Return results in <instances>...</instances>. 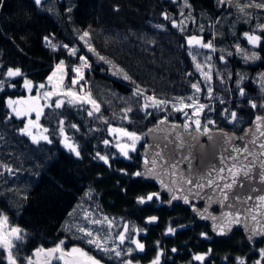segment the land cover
I'll return each mask as SVG.
<instances>
[{"label": "trees", "instance_id": "obj_1", "mask_svg": "<svg viewBox=\"0 0 264 264\" xmlns=\"http://www.w3.org/2000/svg\"><path fill=\"white\" fill-rule=\"evenodd\" d=\"M259 2L231 0L228 6L217 0H188L191 8H187L184 0H42L40 5L33 0H0V80L6 81L0 91V217L6 216L7 225L22 230L23 239L14 241L11 249L17 264L32 257L37 248L49 249L61 240L66 248L68 243L81 244L61 230L68 213L80 203L122 225L124 245L132 247L131 239L144 245L143 251L134 249L116 262L92 253L101 264L128 260L153 264L157 256L159 264H238L239 260L264 264L260 256L264 239L245 242L237 230L224 238L213 237L204 224L195 223L188 208L165 207L160 195L137 203V198L155 190L135 175L142 161L145 129L157 120L179 123L169 103L187 96L196 82L185 45L188 36L202 38L215 48H201L220 79H212L210 112L205 115L213 129L237 133L253 116L264 118V81L261 91L255 81L264 74V31L258 28L264 24V10L240 11L237 6ZM173 21L183 22V31L173 27ZM85 31L89 35L82 40ZM245 32L261 37L258 47L242 38ZM45 37L56 51L46 46ZM89 45L99 55L86 52ZM70 47L78 49L76 56L68 54ZM254 52L260 59L244 58ZM78 54L88 59L90 67L83 70L85 79L80 82L100 106L99 112L90 116V110L80 104L46 107L40 124L48 130L43 132L48 141L31 142L20 132L24 120L6 119L10 114L4 100L22 94V78L42 82L61 60L69 82L70 68L79 66ZM8 68H19L22 76L9 79ZM124 74L130 79H124ZM137 85L142 95L136 94ZM148 97L167 104L145 108ZM232 112L237 113L235 124L227 122ZM112 127L140 137L127 158L105 143ZM61 128L63 136L77 146L79 157L60 143ZM150 217L157 219L145 222ZM169 227L175 232L168 233ZM198 255L204 259L196 260ZM0 264H8L2 248Z\"/></svg>", "mask_w": 264, "mask_h": 264}, {"label": "snow or ice", "instance_id": "obj_2", "mask_svg": "<svg viewBox=\"0 0 264 264\" xmlns=\"http://www.w3.org/2000/svg\"><path fill=\"white\" fill-rule=\"evenodd\" d=\"M34 2L35 4L40 5L42 0H34ZM217 3L221 5L227 4L228 6H231V0H217ZM184 6L187 8H191V5L188 3V0H184ZM237 6L240 8V11H243L244 8H248V7H255L257 9L264 10V0H261V2L259 3L245 4L243 6L237 5ZM69 11H71V9H69ZM165 19H168L166 15H165ZM172 26L180 28L181 31H183V22H181L180 24H177L175 21H173ZM258 28L260 31H264V24L258 25ZM88 35L89 33L85 31L80 38L83 40L85 37H88ZM244 35L246 39L248 40L249 44H252L254 47L259 46V42L261 40L260 36L255 35V34H249V33H245ZM186 39H187V44L189 45V47L199 46L200 48H207L209 50L215 51L214 45L211 42H204L202 38H198L196 36H189ZM45 41H46V46L50 47L53 51L57 50L56 45L52 44L51 41L47 37H45ZM63 47L67 48L68 46L64 45ZM77 51L78 49L76 48H69L68 54L70 56H76ZM88 51L93 52L96 55H99L98 53H95V49H93L90 45L88 46ZM237 51L238 52L241 51V49L238 46H237ZM230 54L231 53H229V55ZM195 58H196L195 55H193V60H195ZM244 58L246 60L247 59H254V60L260 59L259 55L255 52L252 53L251 57L245 55ZM78 59L80 61L79 66L72 67L70 69L71 72L75 73V76L71 78V87L66 86L63 83L65 77L67 76L68 69H67V66L65 65V62L61 60L56 65V69L51 73V75L47 77V81H48L47 84L40 83L39 85H33L32 81L28 79H24L23 87L28 91V93H30V95H28L26 98H21V99L9 98L6 100L5 102L6 107L10 110V113H11V115L6 116V119H12L13 116L17 119L28 118L27 122L20 129V132L22 135L30 136L33 143H38L40 139L48 141V137L46 135H41L38 138L36 135L33 134V129H38V130H41L42 132L48 131L47 128H42L40 124L41 116L44 115V108L46 107L61 108L66 102L68 104L88 103L93 106V110L89 111L88 115L91 116L93 114V111L99 112L100 106L95 102V100L91 99L90 92H88L86 95H82V93H84L85 91L83 85L80 86L79 91H77L75 88V86H77L80 81H84L85 79L83 70L90 67L88 63V59L84 55H80ZM99 59L103 60L104 57H99ZM208 59H211V58L208 57ZM219 59L221 61H224L223 56L219 57ZM196 68L197 70H201V65L197 63ZM58 73H59V76L57 75ZM202 74L205 76L206 81L211 80V76L209 74H204V73ZM6 76L9 79H11L14 77L22 76V73L19 68H16V69L8 68L6 72ZM123 78L126 80L130 79V77L127 74H124ZM261 80L264 81V74L261 75ZM5 83L6 81L0 80V91L4 90ZM10 86L14 87L15 85H10ZM34 87H36L37 92L35 95H31ZM192 88L195 89L196 92L201 91L199 84H192ZM211 91L212 89L209 87L208 88L209 95H211ZM239 93L241 96L245 95L244 90L242 88L239 89ZM136 94L142 95L138 85L136 89ZM54 96L57 97V99L55 100L53 104L51 102V98ZM60 97H66L67 100L61 99ZM148 99L152 101V104L150 105L152 107H159L160 105L167 104V101H158L154 97H148ZM188 99L192 100L191 104L184 103V98H180L178 101L179 106L174 105L175 110L183 112L184 109L186 108H192L193 114L198 116L200 112L203 111L205 106L202 104H198V99L196 98L188 97ZM42 100L44 101L43 104H41ZM250 103H251L252 108L257 107L255 103H252V102ZM148 106L149 105L147 104L145 105V107H148ZM262 107H264V105H262ZM127 111H130V109ZM33 113L35 114L34 119L31 118ZM184 114L185 116L188 115L187 112H185ZM236 117H237V113L232 112L231 113L232 121H235ZM256 120L260 122L264 120V118L257 116ZM161 123H164V121H161ZM194 123L196 125V130L199 131L201 127L200 120L196 119ZM209 123H213V122L209 121ZM60 124L61 125L63 124L62 120L60 121ZM72 127H75V125H72ZM183 127L185 129H188L189 125L184 124ZM258 127H259V124H258ZM60 131H61V134L63 135L64 134L63 128H61ZM109 131H117V132H120L122 135L127 136L132 141V144L130 145L131 149L135 150L136 141H138L140 137L137 136L134 132H128L124 129H109ZM208 131L209 130L207 129V127H205L204 133L206 134ZM224 135L227 139H231L227 137V134H224ZM68 139L69 138L65 136V147L70 152L75 153V155L79 157L80 152L78 151L77 146L72 143H69ZM105 143H107V141H105ZM252 143H255V141H252ZM127 147L129 146L126 145L124 147H121V152L125 156L128 155V152L126 150ZM163 147H166V145H164ZM260 147L264 148V144H261ZM233 150L236 152H240L241 154L248 152V149L246 146H244L242 149H233ZM262 155H264V153H262ZM156 157H157L156 160L151 161L152 167L149 168V172H152L155 169L157 162L160 163L162 170L165 168L175 169L177 166L176 163L172 162L171 158L161 155L160 152L156 153ZM99 158L103 160L106 164L108 163V160L106 157L100 156ZM185 159H188V162L191 163L190 157H185ZM231 159L235 160L236 157H231ZM149 163L150 162L148 160H145V165H148ZM226 167H227L228 175L231 177V179L225 180V177L223 175V173L225 172V168H219L216 170L217 172L216 179L211 178V176L209 175V178L207 180V186L212 187L215 185L219 189L222 200L228 201L231 199L233 203L230 206L236 207L235 202L238 201L239 203L242 204L244 203L245 198L242 197L238 192H232L234 186L243 187L245 180H248V179L254 180L256 178H258L261 183H264V163H262L261 165V171L257 173L256 175H253L252 169L247 166H245V168L243 169L234 168L233 166H226ZM135 175L140 176L142 175V173L136 172ZM217 179L219 181H222V183H217ZM186 182L188 184L194 183L192 179H188ZM204 186L205 185L202 183H196L197 188H203ZM230 192L232 193L231 196L229 195ZM154 197L156 199H159V194L154 193V194L148 195L147 197H139L137 198V203L144 204L148 201H152ZM172 198L178 199V197L175 195ZM246 199L252 200L254 199V197L247 196ZM259 200L261 201V203H264V196H260ZM184 202L188 203L187 198H185ZM240 215L241 213L239 211L231 215L226 213L224 215L222 224L218 227V233L223 235L225 233V230L233 222L240 223ZM7 219L8 218L6 216L0 217V247L8 251V257H7L8 264H17V259L13 256L11 249L14 246V241L23 239L21 235L22 230L20 228H11L8 231H4V227L7 225ZM156 219H157L156 217H150L148 219V222L149 223L154 222ZM213 219L215 220L216 218L214 217ZM252 219L255 220V216H253ZM94 222L98 223L99 221H94ZM78 231L82 233V235L74 237V238L82 240L84 243L94 246L98 250L104 251L106 253L114 252L116 257H120L121 253L119 251H116V249H109L106 246V244L102 242L101 239L98 238L92 231L86 230L84 228H80L78 229ZM167 232L174 233L175 229L169 227L167 229ZM257 234H261V233H258L256 231H253L251 233L252 236H255ZM119 239H120V242L123 243L125 240V237L123 235H120ZM132 242L136 245V249H138L139 251L144 250V245L141 244L139 241L133 240ZM132 251H133L132 249H128L127 254L131 255ZM173 251H176V249H173ZM260 256L262 259H264V250H261ZM33 257H35L36 259H34ZM40 257H43V264H52V261L54 259L62 261L63 264H101V261L99 259L93 257L81 247L73 246L70 250H66V245L63 240L59 241L54 247L49 248V249H45L43 247L37 248L34 251L32 257L26 258V264H40V260H39ZM195 259L202 261L204 257L198 255L195 257ZM20 264H24V261H21ZM123 264H132V261L131 260L124 261ZM153 264H159V256H157L156 260L153 261ZM238 264H244V261L239 260ZM257 264H260V261H257Z\"/></svg>", "mask_w": 264, "mask_h": 264}, {"label": "water", "instance_id": "obj_3", "mask_svg": "<svg viewBox=\"0 0 264 264\" xmlns=\"http://www.w3.org/2000/svg\"><path fill=\"white\" fill-rule=\"evenodd\" d=\"M257 116L259 115L253 116L237 133L216 128H208L206 134L204 130L196 129L184 132L176 121H155L143 134L144 144L140 151L142 161L139 163V172L142 175L138 177L152 185L155 193L164 198L163 206L179 205L181 208H188L195 223L204 224L207 232L213 237L224 238L237 230L245 242L264 239V203L259 200L260 196H264V183L256 178L245 180L243 187L234 186L232 192H238L245 198L242 204L235 202L236 207L230 206L233 203L231 199L222 200L215 185L207 186L209 175L216 179V170L219 168H225L223 173L225 180L231 179L226 166L241 169L247 166L252 169L253 175L261 171V165L264 163V155H262L264 148L260 145L264 144V134H262L264 123L263 120L258 122ZM224 134L231 139H227ZM164 145L166 147H163ZM244 146L248 149L247 153L241 154L233 150L242 149ZM157 152L171 158L172 162L177 164L176 168L162 170L160 163L157 162L155 169L149 172V168L152 167L151 161L157 159ZM185 157H190L191 163ZM231 157L236 159L233 160ZM145 160L150 163L145 165ZM188 179H192L194 183L188 184L186 182ZM196 183L205 186L197 188ZM217 183L222 181L217 179ZM174 195L178 199H173ZM229 195L231 196L232 193L230 192ZM247 196H252L254 199L247 200ZM185 198L188 203L184 202ZM238 211L241 213L240 223L233 222L223 235L219 234L218 227L222 224L224 215ZM253 216L255 220L252 219ZM148 219L146 218L145 222H148ZM253 231L261 234L252 236Z\"/></svg>", "mask_w": 264, "mask_h": 264}, {"label": "rangeland", "instance_id": "obj_4", "mask_svg": "<svg viewBox=\"0 0 264 264\" xmlns=\"http://www.w3.org/2000/svg\"><path fill=\"white\" fill-rule=\"evenodd\" d=\"M245 33H247V32H245ZM191 36H194V35H191ZM242 38H244V40L246 42H248V40L246 39L244 34L242 35ZM185 45L187 46V48H189L188 54H189V56L191 57V59H192V61L194 63V70H195V73H196V76H197L196 82L194 84H199V86L201 88V91L200 92H196L195 89L192 88L190 90L189 94L187 96L183 97L184 98V103L191 104L192 100L188 99V97H193V98L198 99V104H202L205 107H204L203 111L200 112V114L198 116L193 114L192 108H186V109H184L183 112L176 111L175 108H174V105L179 106V104H178L179 99L169 103L170 104L169 107L173 111V113H177L178 114V117L180 119L179 124H180V127H181L182 131L187 132V131H189L191 129H196V125L194 123V121L196 119H199L200 122H201L200 130H204L205 127H207V129L208 128L209 129H213V125L211 123H209V121H211V119L205 117V115L207 116V113L210 112V105H211V100H208V98L210 97L209 92H208V88L210 87L212 89V79H214L213 77H216V79H218L219 81H220V79H219V76H217L218 74L217 75L214 74L215 70L212 71V68L210 69V67H213V66H210L208 64V61L206 59L208 56L204 54V51L199 46L189 47V45L187 44V39L185 40ZM70 48H75V47H70ZM86 52L91 54V52L88 51V50ZM80 55H83V54H78V57ZM193 55H195V57H196L195 60H193ZM205 56H206V58H205ZM71 57H73V56H71ZM197 63H199L201 65V70H197V68H196V64ZM78 64H80L79 59H78ZM56 65H54L51 68V70L49 71V73L47 74V76L44 78V80L42 82H39V83H36V84H33V85H39L40 83L47 84L48 83L47 77L49 75H51V73L56 69ZM76 66L73 65L72 67H76ZM213 69H214V67H213ZM202 73L209 74L211 76V80L210 81H206L205 80V76ZM71 74L72 75H70V77H69V79H70L69 82H67L66 77H65L64 82H63L64 85L69 86V87H71V78L75 76V73L71 72ZM57 75L59 76V73ZM24 79L25 78H22V80L20 82V85H19V89L21 90L22 94H20L18 97L11 98V99L26 98L28 95H30V93H28V91L23 87ZM241 79H242L241 77H238V80H241ZM255 81L258 84L259 90L260 91L263 90V87H262L263 84H262V81H261V77H257V79ZM240 83H241V81L238 83V86L240 85ZM81 85H83V87H84V84L81 83V82H79V84L77 86H75L77 91H79ZM84 90L85 91H84V93H82V95H86L88 93V91L85 88H84ZM36 92H37V89H36V87H34L31 95H35ZM60 98L67 100L66 97H60ZM201 98H204V101L201 100ZM7 99H9V98H7ZM7 99L4 100L5 107H6V103L5 102H6ZM56 99H57V97H55V96L52 97L51 98V102L54 104ZM145 102H146L147 105H149L148 107H145V108H148V109L152 108V106H150L152 104V101L150 99H148ZM43 103H44V101L42 100L41 104H43ZM65 104H68V103L66 102ZM74 105H79V103H76ZM80 105L86 106V108L88 110H90V111L93 110V106L91 104L84 103V104H80ZM6 109L8 110V113L11 115L10 110L7 107H6ZM93 112H95V111H93ZM185 112L188 113L187 116H185V114H184ZM31 118L32 119L35 118V114L34 113H33ZM27 119L28 118H23L22 120H24V123H26ZM227 122L235 124V121H232L231 117H229L227 119ZM184 124H188L189 125L188 129H185L183 127ZM109 129H121V128L112 127V128H109ZM33 134L36 135L39 138L41 135H43V132L41 130H38V129H33ZM137 136H139V135H137ZM26 137L31 142H33L30 136H26ZM108 137H109L108 141H107L108 145L113 147L114 150L117 152V154L120 157L127 158V156H128V155L127 156L123 155V153L121 152V147H124L126 145L129 146V147L126 148L128 154L133 151L131 149V147H130V145L132 144V141L127 136L122 135L120 132L109 131L108 130ZM59 139H60V143L65 147V137L63 135H59ZM139 140L136 141V144L139 142ZM68 142H69V140H68ZM136 144H135V146H136ZM86 196H87V194H85L83 196L84 199H86ZM105 218H107V219H105ZM94 221H99V222L96 223ZM11 228H14V227L6 225L4 227V231H8ZM80 228H84L86 230L92 231L98 238L101 239L102 242H104L106 244V246L109 249H116V251H119L121 253L120 257L122 255H127L128 249L138 250V249H136V245L132 242L134 239H131L132 247L130 245H124L123 243L120 242V239H119L120 235H123L124 237H126L125 229L123 228L122 225L119 226L118 222L115 221L113 218H110V217H107V216L100 215V214L93 213V212L89 211L81 203L77 204L76 206L73 207V209L68 213V216L65 219V222L61 226V230L66 235H68V237L72 241H78L81 244H79V243H68L66 250H70L73 246H76V247H81L82 249L87 251L93 257H94V255L92 253L95 252V253L100 254L104 258H106L108 260H113L115 262L120 259V257H116L115 256L114 252H107L106 253L104 251L98 250L94 246H91V245H88V244L84 243L82 240L74 238V237L82 235V233H80L78 231V229H80ZM22 234L23 233H21V235ZM85 247H89L92 252L88 251ZM0 248H2V247H0ZM2 249H3L4 253H5V259H6L7 263H8V259H7L8 251L5 250L4 248H2ZM33 258L36 259L35 257H33ZM39 260H40V264H43V257H40ZM53 262H57L58 264H63L62 261L55 260V259L52 261V263ZM24 264H26V259L24 261Z\"/></svg>", "mask_w": 264, "mask_h": 264}, {"label": "bare ground", "instance_id": "obj_5", "mask_svg": "<svg viewBox=\"0 0 264 264\" xmlns=\"http://www.w3.org/2000/svg\"><path fill=\"white\" fill-rule=\"evenodd\" d=\"M207 120V119H206ZM205 122V121H204ZM207 122V121H206Z\"/></svg>", "mask_w": 264, "mask_h": 264}]
</instances>
